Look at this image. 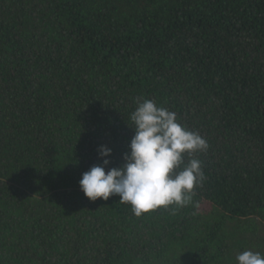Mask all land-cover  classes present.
<instances>
[{"label":"trees","instance_id":"obj_1","mask_svg":"<svg viewBox=\"0 0 264 264\" xmlns=\"http://www.w3.org/2000/svg\"><path fill=\"white\" fill-rule=\"evenodd\" d=\"M199 133L191 202L137 217L79 181L120 166L137 100ZM107 170V168H106ZM264 253V0H0V264H238Z\"/></svg>","mask_w":264,"mask_h":264},{"label":"clouds","instance_id":"obj_2","mask_svg":"<svg viewBox=\"0 0 264 264\" xmlns=\"http://www.w3.org/2000/svg\"><path fill=\"white\" fill-rule=\"evenodd\" d=\"M130 125L135 134L120 166L111 164L113 149L100 145L101 164L93 165L79 181L92 201L119 196V203L131 206L137 217L162 206L184 207L192 200L197 185L206 179L202 161L185 154L206 152L209 145L199 133L183 126L177 114L154 100H137ZM107 168V170H106ZM238 264H264V253L245 250L236 256Z\"/></svg>","mask_w":264,"mask_h":264}]
</instances>
